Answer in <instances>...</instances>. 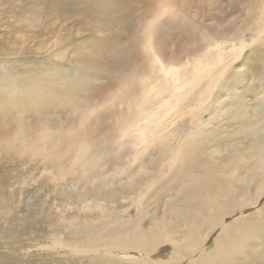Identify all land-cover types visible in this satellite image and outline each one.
<instances>
[{
  "label": "rangeland",
  "instance_id": "rangeland-1",
  "mask_svg": "<svg viewBox=\"0 0 264 264\" xmlns=\"http://www.w3.org/2000/svg\"><path fill=\"white\" fill-rule=\"evenodd\" d=\"M172 12L186 20L170 29ZM263 22L264 0H0V264H100L78 245L101 219L95 202L112 203L100 173L83 178L79 157L116 138L148 91L138 81L156 67L155 54L178 64L249 38L216 88L217 106L236 112L245 105L248 116L230 114L226 132L202 146L251 154L252 139L237 130L264 128V45L253 37ZM252 264H264V252Z\"/></svg>",
  "mask_w": 264,
  "mask_h": 264
},
{
  "label": "bare ground",
  "instance_id": "bare-ground-1",
  "mask_svg": "<svg viewBox=\"0 0 264 264\" xmlns=\"http://www.w3.org/2000/svg\"><path fill=\"white\" fill-rule=\"evenodd\" d=\"M175 14L168 13L167 28L185 22V16ZM160 21L153 19L150 30ZM242 36L235 37L237 44H214L183 63L155 54L158 66H151L138 81L148 91L120 121L116 138L81 154L87 170L83 178L100 173L112 203L94 204L101 219L90 223L87 243L78 245L89 249L90 258L100 264H252L264 252V128L237 130L252 139L249 155L202 146L226 132L230 114L248 116L245 105L236 112L217 106V87L232 66L228 60H237L236 51L248 46L249 38ZM253 37L264 45V22ZM209 108L214 110L204 118ZM120 147L123 150L112 153ZM112 155L116 159L107 161ZM109 163H114L113 170L101 169ZM248 208L256 209L254 218L235 224Z\"/></svg>",
  "mask_w": 264,
  "mask_h": 264
}]
</instances>
